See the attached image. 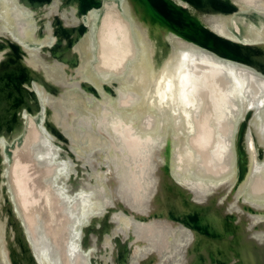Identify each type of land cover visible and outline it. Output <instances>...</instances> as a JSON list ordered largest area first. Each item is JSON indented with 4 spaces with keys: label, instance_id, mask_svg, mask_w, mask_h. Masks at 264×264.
I'll use <instances>...</instances> for the list:
<instances>
[{
    "label": "bare ground",
    "instance_id": "6f19581e",
    "mask_svg": "<svg viewBox=\"0 0 264 264\" xmlns=\"http://www.w3.org/2000/svg\"><path fill=\"white\" fill-rule=\"evenodd\" d=\"M164 4L226 54L147 0H0V264H264V0Z\"/></svg>",
    "mask_w": 264,
    "mask_h": 264
},
{
    "label": "water",
    "instance_id": "95a60500",
    "mask_svg": "<svg viewBox=\"0 0 264 264\" xmlns=\"http://www.w3.org/2000/svg\"><path fill=\"white\" fill-rule=\"evenodd\" d=\"M147 1L164 21L169 23L172 27L181 30L188 39L194 41L197 44L204 45L208 49L226 54L227 49L222 47L223 45L215 39L214 35L211 32L203 27H200L193 20L185 18L181 13L174 10L173 8H168L164 4V0ZM192 1L196 4H199L202 0ZM213 3L215 4V2Z\"/></svg>",
    "mask_w": 264,
    "mask_h": 264
}]
</instances>
